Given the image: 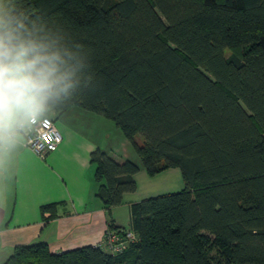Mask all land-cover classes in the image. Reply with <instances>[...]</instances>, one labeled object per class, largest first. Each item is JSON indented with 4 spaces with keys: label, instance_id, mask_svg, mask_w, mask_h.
<instances>
[{
    "label": "trees",
    "instance_id": "obj_1",
    "mask_svg": "<svg viewBox=\"0 0 264 264\" xmlns=\"http://www.w3.org/2000/svg\"><path fill=\"white\" fill-rule=\"evenodd\" d=\"M12 1L26 26L83 64L78 86L45 116L100 114L140 158L93 150L98 198L122 204L141 166L151 176L179 168L184 188L136 204L138 241L121 254L37 242L4 264H212L208 245L221 264H264V0ZM54 206L41 211L54 216Z\"/></svg>",
    "mask_w": 264,
    "mask_h": 264
},
{
    "label": "crops",
    "instance_id": "obj_2",
    "mask_svg": "<svg viewBox=\"0 0 264 264\" xmlns=\"http://www.w3.org/2000/svg\"><path fill=\"white\" fill-rule=\"evenodd\" d=\"M49 115L63 135L56 150L40 157L21 135L12 147L0 150V264L17 246L37 242H47L53 253L86 245L103 247L110 223L136 231L139 184L135 192L124 194L122 204L108 207L97 196L100 184L90 160L99 147L117 160L140 163L131 142L113 121L92 111L72 107L62 115ZM137 139L143 141L141 136ZM171 169L149 177L145 195L171 187ZM141 172H146L143 166L136 182ZM47 204H55L54 216L52 210L42 213Z\"/></svg>",
    "mask_w": 264,
    "mask_h": 264
},
{
    "label": "clouds",
    "instance_id": "obj_3",
    "mask_svg": "<svg viewBox=\"0 0 264 264\" xmlns=\"http://www.w3.org/2000/svg\"><path fill=\"white\" fill-rule=\"evenodd\" d=\"M82 67L58 39L26 26L12 0H0V150L71 94Z\"/></svg>",
    "mask_w": 264,
    "mask_h": 264
},
{
    "label": "built area",
    "instance_id": "obj_4",
    "mask_svg": "<svg viewBox=\"0 0 264 264\" xmlns=\"http://www.w3.org/2000/svg\"><path fill=\"white\" fill-rule=\"evenodd\" d=\"M24 137V144L33 149L40 157L58 148L63 140V135L55 121L48 116H43L31 122L27 127L18 131ZM138 241V234L131 228H108L103 247L112 254H121Z\"/></svg>",
    "mask_w": 264,
    "mask_h": 264
},
{
    "label": "rangeland",
    "instance_id": "obj_5",
    "mask_svg": "<svg viewBox=\"0 0 264 264\" xmlns=\"http://www.w3.org/2000/svg\"><path fill=\"white\" fill-rule=\"evenodd\" d=\"M12 2L15 4V1H12ZM239 53L240 52L238 50H233V49H227L226 50L227 56H230L232 54H239ZM85 123L88 124L90 122L85 121ZM19 135H21L23 137L22 134H18L17 136L19 137ZM170 171H171L170 172L171 173L170 174L171 179L173 181L171 183V187H169L168 189H161L160 191H156L155 193H150L152 196H157V195L169 193V192H175V191L182 190L184 188V181H183L181 170L176 167V168H172ZM149 177H153V176L147 174V172H141L138 175V182H137V184H139V190L137 192V196H138L137 198H139L138 200H142L146 197H150V195H145L146 193H144V191L147 189V186H148ZM159 177H162V176H159ZM161 184H162V182H159L156 185L159 187V185H161ZM220 254H221V250L218 246H215V245L209 246L208 245L206 247V250H205L206 258L212 264H221L222 260H221Z\"/></svg>",
    "mask_w": 264,
    "mask_h": 264
}]
</instances>
